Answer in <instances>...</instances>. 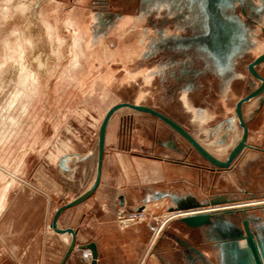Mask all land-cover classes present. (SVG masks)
<instances>
[{"label":"rangeland","instance_id":"1","mask_svg":"<svg viewBox=\"0 0 264 264\" xmlns=\"http://www.w3.org/2000/svg\"><path fill=\"white\" fill-rule=\"evenodd\" d=\"M47 1L39 2L46 10L44 19L35 17L34 24L27 20L31 19L29 15L28 18L17 15L5 29L10 34L11 47L6 49L0 42V66L4 65L5 72L4 84L0 87V188L7 182L12 185V178L17 175L28 184L34 177L47 183L49 175L62 174L64 167L60 161L64 157L67 164L78 161L79 173L82 165H92L99 128L108 111L119 104L138 103L180 123L213 157L227 160L243 132L236 117V105L261 86V81L250 73L249 65L264 54V51L255 52L256 46L264 44V0H229L228 7L218 1L214 5L216 22L229 25L227 19H230L236 26L235 34L246 33L240 46L226 55L223 53L227 47H216L211 38L213 20L208 21L205 0H195L198 7L195 16L189 8L158 9L144 0H52L51 4ZM219 8L221 13L224 8L225 16L222 15L226 19ZM79 16L80 25H71L70 19ZM128 17L138 20L139 27L122 35L118 26ZM4 22L0 18V38L4 37ZM84 27L91 33L87 50H98L86 57L79 43H75ZM198 37L210 40L192 42ZM133 45L141 52L137 59L128 57ZM19 64L26 71L20 80L24 82L26 98L22 97V108L13 106L2 111L15 91ZM255 70L264 79V62ZM242 118L248 130L249 148L229 169L221 171L151 114L120 109L111 117L107 130L120 129L117 133L123 147L133 146L132 150L150 155L157 139L166 138L164 126H168L184 141L185 162L201 166V194L210 199L228 195L239 202L264 200L261 197L264 193V91L243 104ZM136 131H141L148 140L147 149L135 148L140 147L134 139ZM250 137L254 140L249 141ZM248 153H259L253 158L256 161L253 170L243 166ZM136 211L120 207L114 213V220L122 230L147 221L152 223L147 254L165 214L173 211L147 213L143 221L123 226L121 214L130 216ZM243 217L264 238V208L250 209L244 216L234 214L214 219L212 225L199 232L187 229L178 219L168 220L163 231L169 227L170 235L183 237L197 252L187 245L184 248L177 245L170 238L168 255H164L166 261L169 264H224L223 246L218 242L224 236L221 224L227 221L242 231ZM87 256L92 258L90 251ZM139 264H144L143 260Z\"/></svg>","mask_w":264,"mask_h":264},{"label":"crops","instance_id":"2","mask_svg":"<svg viewBox=\"0 0 264 264\" xmlns=\"http://www.w3.org/2000/svg\"><path fill=\"white\" fill-rule=\"evenodd\" d=\"M117 130H107L100 181L93 195L58 218L59 229L76 232V246L64 264H91L89 251L80 248L88 244L97 247V264H139L142 260L144 264H169L165 256L170 238L177 245L183 248L187 245L197 252L183 237L170 235L168 227L160 237L154 235L146 254L152 223L147 221L122 230L115 223L114 213L120 207L159 214L199 205L208 208L215 198L228 204L239 201L228 195L210 199L201 194V166L185 162L184 141L168 126H164L166 138L157 139L153 155L132 150L133 146L123 147ZM134 139L140 144L135 148H148V140L141 131H136ZM252 140L250 137L249 141ZM255 155L259 153H248L243 166L253 170ZM95 156L92 165H82L80 173L76 169L78 161L67 162V167L62 168L63 177L60 173L55 177L49 175L47 183L34 177L28 184L17 175L12 178V185L7 182L0 188V264H61L71 236L57 233L52 222L58 209L83 195L93 184L97 150Z\"/></svg>","mask_w":264,"mask_h":264},{"label":"water","instance_id":"3","mask_svg":"<svg viewBox=\"0 0 264 264\" xmlns=\"http://www.w3.org/2000/svg\"><path fill=\"white\" fill-rule=\"evenodd\" d=\"M264 62V54L260 55L253 63L249 65V71L250 73L261 81V86L250 93L248 96H246L244 99L240 100L236 105V117L240 123V126L243 130L242 136L237 143V145L232 149L230 154L228 155V158L225 162L220 161L213 157L208 151H206L183 127H181L179 124L175 123L171 119L163 116L162 114L147 108L142 107L138 105H131V104H119L114 107H112L108 113L106 114L98 133V141H97V168H96V177L91 185V187L80 197L72 201L71 203H68L67 205L61 207L56 212L53 222H52V228L59 234H69L71 236V242L68 247V250L66 252V255L61 262V264H64L66 259L69 257V255L72 253L76 246V232L72 229H59L57 226L58 218L61 215L62 212L65 210H68L70 208H73L75 206H78L85 201H87L95 192V190L98 187L100 176H101V170H102V163H103V157H104V150H105V141H106V131L108 127V123L113 116V114L123 108L131 109L138 112L148 113L151 114L160 120H162L164 123H166L169 127H171L175 132H177L179 135H181L200 155L201 157L206 160L208 163H210L214 168L217 170H227L231 167V165L241 156L242 152L249 148L247 145V136H248V130L246 127V124L242 118V106L245 103H248L253 98L258 97L261 95L264 91V79L261 78L258 73L256 72L255 68L260 63ZM67 160V157H64L60 161L61 167H63L65 161ZM230 202L221 199V198H215L209 202L207 206L211 207H221L222 205H226ZM232 203V202H231ZM203 208H206V206H195V207H186L179 210H171V211H190V210H202ZM256 208H264V206L260 207H254L251 209ZM250 210L249 208H240V209H224L220 211H212V212H206V213H195L193 215H188L186 217H182L178 219L179 223L183 224L187 228L200 230L202 228H206L210 225H212V220L214 219H222L225 217L233 216L234 214H241L244 216L246 212ZM242 224V231L235 229V227L229 223V222H223L221 224L224 236L220 241H218L223 246L224 251V259L226 262L224 264H249V257L252 258L253 264H264V238L259 237L251 228L250 222L247 218L243 217L241 219ZM220 226V227H221ZM242 242H245L246 248L241 245ZM82 250H88L90 251L92 255V261L91 264H97L98 260V251L95 244H88L85 246L80 247ZM234 260H236L234 262Z\"/></svg>","mask_w":264,"mask_h":264},{"label":"bare ground","instance_id":"4","mask_svg":"<svg viewBox=\"0 0 264 264\" xmlns=\"http://www.w3.org/2000/svg\"><path fill=\"white\" fill-rule=\"evenodd\" d=\"M40 1L41 0H3L2 1L3 4L0 5V18L3 21L5 20L6 22H4V30L1 29L4 32V37L3 38H0V42L6 46V49H9L11 47V41H10V37H9L10 34L5 29L7 28V26L9 25V23L11 24L12 22L15 21V17L17 15H23L26 18H28V15H29V17L31 19L28 18L27 20L28 21L31 20V23H34V24H36V20H35L36 18H39V19L43 18L44 19L43 16H45L46 10H44L42 8L43 4H41V5L39 4ZM49 1H52V0H48L47 3ZM146 1H148V3L150 2V4H152L153 7H157L158 9L165 8L166 7L170 11H172V10H176L177 8H179L181 10L182 9H185V8H189L191 10L192 16H195V15L198 14V9H197L198 7H197V3H196L195 0H144V2H146ZM218 1L219 2H222L223 4H225V7H228L227 3H228L229 0H205V3H206V12L208 13V21L213 20V24H211V28H212V33H211L212 34L211 35L212 37L211 38H213V43L215 44L216 47H219V46L220 47H223V48L224 47H227V49L223 53V54L226 55L234 47L240 46L241 41L242 40L244 41V38L246 36V33H244L243 31H241L242 33L241 32H238V33L235 34V29H236L235 27L236 26H235V24L230 19H227V22L229 23V25L216 22L215 17H213L214 16V5L217 4ZM219 2H218V4H219ZM49 3L51 4V2H49ZM83 3L84 2H82V5H83ZM218 10L220 12V8ZM36 13H38V14H36ZM222 13L225 16V10H224V8L222 9ZM222 13L220 12L221 15H222ZM36 15H38V16H36ZM222 17H223V15H222ZM223 18L226 19L225 17H223ZM80 22H82V18L80 16L79 17H74L73 19H70V24L71 25L73 24L74 26L75 25H80ZM139 23L140 22H138V20L135 21L131 17L124 18L119 23L118 31H120V34H122V35L125 34V33H127V31H129V32L134 31L135 29H137L139 27ZM209 25H210V22H209ZM88 29H89L88 27L81 28L82 33H80V35L78 36V39L75 41V43H79V45L81 46V53H82V55L84 57L89 56V55H92L93 53H95L96 51H98V50H95V51L94 50L93 51L87 50V49H90V45H89V33H90L89 30L90 29L89 30ZM115 30H116V28H115ZM76 32H77V30H76ZM16 35H18V34L16 33ZM202 39L203 40L208 39L207 42H209V40H210L209 37H204V38L203 37L202 38H199L198 37L196 40H192V42H194V41H201L202 42ZM18 46L19 47L22 46L20 42H19V45ZM137 48L138 47L135 46V45H133L131 47V49L128 52V57L129 58L133 59V58H136V57L138 58V56H140V53L141 52L138 51ZM263 51H264V44H259L258 46H256V50H255L256 53L263 52ZM106 53H108V52H106ZM3 67H4V65L2 64L0 66V87H2L3 84H4V81L2 79L3 76H4V73H5L4 70H3ZM17 67H18L17 74H16V84L17 85L15 84V87H14L15 91L12 92L11 97H10V95H8V97H10L9 98L10 99V102H7L6 103V105L4 106V109L2 107V111L5 110V109L7 111V110L11 109V107H13V106L14 107H17V106L19 107L20 106L22 108V103H21L22 97L23 98H26L25 95H23L24 94V92H23L24 91V87H22V86H24V82L23 83H20L21 82L20 80L23 78V76H25L24 74H26L25 73L26 71H25V69L23 67L20 66V64ZM140 74L142 76V73H140ZM34 76L36 77V74H34ZM146 76H148V75H146ZM134 79H136V78H134ZM150 80L148 82H150ZM6 90H8V88ZM141 102H143V101H141ZM15 103H17L16 106H15ZM137 105H139V104L137 103ZM262 205L264 206V200H256V201H250V202H235L233 204L231 203V204H228L226 206H221V207H216V208L215 207L203 208L201 211L198 210V212H196V210H190V211L170 212V214H167L166 213L165 214V217H164V219L162 221V224L160 225V227L158 228V230L156 231V233L154 235H155L156 238L160 237L161 232H162V230H163V228L166 225V222L168 220L180 219L182 217H186L188 215H193L195 213H206V212H212V211H220V210H224V209H240V208H249V207L251 209V208L258 207V206H262ZM143 214L146 215L147 212L146 211H143ZM241 245L246 248L245 242H242ZM249 264H253V261H252V258L251 257H249Z\"/></svg>","mask_w":264,"mask_h":264},{"label":"built area","instance_id":"5","mask_svg":"<svg viewBox=\"0 0 264 264\" xmlns=\"http://www.w3.org/2000/svg\"><path fill=\"white\" fill-rule=\"evenodd\" d=\"M122 216V224L123 226H129L132 224H136L139 221H143L146 215L143 214V211L133 212L130 216H126L121 214Z\"/></svg>","mask_w":264,"mask_h":264}]
</instances>
